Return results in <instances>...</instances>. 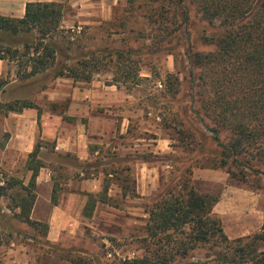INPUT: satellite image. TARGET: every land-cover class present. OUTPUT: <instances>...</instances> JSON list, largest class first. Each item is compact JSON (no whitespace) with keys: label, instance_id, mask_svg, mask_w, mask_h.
<instances>
[{"label":"rangeland","instance_id":"obj_1","mask_svg":"<svg viewBox=\"0 0 264 264\" xmlns=\"http://www.w3.org/2000/svg\"><path fill=\"white\" fill-rule=\"evenodd\" d=\"M56 2L64 7L63 28L72 30L76 43L84 44L71 50V60L65 62L74 63L100 48L132 49L142 77L139 83L117 82L110 63L96 70L91 80L37 76L12 83L17 63L10 61V72L3 77L10 83L0 99L29 98L41 107L37 139L42 138L47 121L56 139L71 137L79 148L88 144L87 155L81 157L79 150L58 151L56 140L42 139V159L62 189L58 196L67 192L72 180L98 178L110 183V189L107 202L100 201L91 218L83 216L77 232L60 233L56 242L48 239L43 226L34 228L14 215L16 202L11 195L23 190L20 185L8 189L0 197V264H72L62 257L68 251L94 257V264H118L141 256L146 251L148 210L164 188L181 176H188L202 192L221 195L214 211L230 238L259 231L264 224V188L233 179L228 172L232 162L218 166L221 148L206 127L209 120L203 119L192 99L187 55L193 50H214V41L203 37L215 29L192 7L189 22L155 50L145 8L130 10L127 0ZM177 78L179 84L171 90ZM227 136L223 134L224 139ZM27 160L15 150L0 152V183L7 186L16 178L28 184ZM259 176L264 183V174Z\"/></svg>","mask_w":264,"mask_h":264},{"label":"trees","instance_id":"obj_2","mask_svg":"<svg viewBox=\"0 0 264 264\" xmlns=\"http://www.w3.org/2000/svg\"><path fill=\"white\" fill-rule=\"evenodd\" d=\"M140 1L127 0L130 10H147V31L155 50L189 22L192 7L215 29L214 34L203 37L214 41V50H193L187 55L192 99L203 119L209 120L206 127L221 148L218 166L232 162L228 172L233 179L264 188L259 176L264 174V0ZM64 12L61 3L46 1L28 2L22 18L0 15V59L17 63L19 79L66 76L91 80L96 70L113 63L115 81L139 83L142 76L132 49L100 48L74 63L65 62L71 60V50H79L84 44L76 43L72 30L63 28ZM177 80L171 90L179 84ZM9 83L0 76V92H6ZM28 108L37 109L41 129L42 109L37 103L29 98L0 99V113L5 115ZM224 133L228 134L225 139ZM44 147L39 137L28 156L27 168L32 171L29 183L16 178L7 186L0 183V197L20 185L23 191L11 195L16 202L14 215L34 228L43 226L47 235L49 225L31 218L37 177L46 166L41 156ZM53 179L56 204L61 188L58 179ZM109 189L110 183L105 182L100 193H87L85 216H93L98 201L107 202ZM220 199V194L202 192L188 176H181L164 188L148 210L145 253L118 264H264V224L253 234L230 238L214 211ZM62 257L72 264H94L96 259L69 251Z\"/></svg>","mask_w":264,"mask_h":264},{"label":"crops","instance_id":"obj_3","mask_svg":"<svg viewBox=\"0 0 264 264\" xmlns=\"http://www.w3.org/2000/svg\"><path fill=\"white\" fill-rule=\"evenodd\" d=\"M58 0H0V15L22 18L26 13L28 2H46ZM9 60L0 59V76L5 77L10 72ZM13 72V71H11ZM15 77V78H14ZM12 83L18 81L17 73L12 75ZM42 117V115H41ZM38 111L28 108L22 112H10L8 115L0 113V152L6 153L11 150L21 152L28 158L34 150L38 133L40 132L38 124ZM14 122V125H12ZM12 127V128H11ZM42 139L47 141L56 140L55 149L58 151L79 152L81 157L87 155V145L77 146L76 140L70 138L56 139V133L50 134L48 131V122L43 123ZM7 134L6 140L4 134ZM28 176L31 178L32 171L28 169ZM54 176L51 167H42L37 177L36 194L31 218L49 225L48 239L52 242L60 241L61 234L64 232H77L78 227L82 225L83 209L88 201L87 193L98 194L103 190L104 182L98 178L91 180H76L70 184L67 192L58 196V202H53ZM62 189L59 190V192ZM100 201L97 203L99 206ZM79 208V210H74ZM61 233V234H60Z\"/></svg>","mask_w":264,"mask_h":264}]
</instances>
